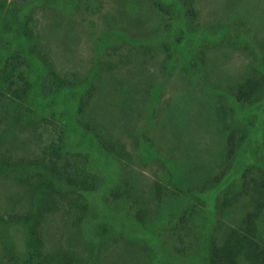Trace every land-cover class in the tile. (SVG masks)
<instances>
[{"label": "rangeland", "instance_id": "1", "mask_svg": "<svg viewBox=\"0 0 264 264\" xmlns=\"http://www.w3.org/2000/svg\"><path fill=\"white\" fill-rule=\"evenodd\" d=\"M43 1L35 5L39 7ZM53 1L46 15L38 8V28L50 41L61 73L84 74L97 69L101 62L105 73L94 116L110 123L111 132L126 146L132 156L131 178L136 183L150 189L166 176V163L173 165L178 160L180 171L191 176L196 169L199 175L207 163L221 158L224 139L205 121L217 116L215 102L219 101L227 113L228 124L239 127L248 123L250 127L264 122V97L245 106L234 96L239 83L253 71L252 59L259 64V48L264 44V0H193L195 12L191 16L188 10L192 9L185 0H172L176 4L165 17L154 12L147 0ZM56 14L63 18L57 21ZM50 23L58 27L57 32L56 28L48 30ZM223 38L226 42L218 45ZM159 43L161 47L156 46ZM248 46L250 49H244ZM75 97L72 90L61 93L58 110L65 104L76 105ZM209 127L211 132L206 135ZM77 130L67 140L58 164H65L71 153L81 152L90 157L89 170L110 178L101 190L86 196L117 242L98 249L99 223L95 221L85 223L79 242L65 230L58 212L46 213L45 227L56 244L68 247L72 238L74 250L90 246V253L85 254L91 258L87 264H209L201 250L202 241L196 237L198 227L209 215L206 219L196 217L188 231L180 230L177 221L189 206L181 198L163 204L156 217L143 226L132 205L122 204V198L111 195L122 179L123 161L108 151L98 155L87 150L88 140L81 138L101 145L105 130L100 125L93 130L81 125ZM49 131L44 124L39 129L44 145L52 138ZM25 136L1 138L0 134V163L29 167V161L40 151L26 145ZM244 146L235 175L250 162L264 167L261 141L250 137ZM33 191L2 177L0 212L8 219L22 217L31 211ZM2 252L0 244V260Z\"/></svg>", "mask_w": 264, "mask_h": 264}, {"label": "trees", "instance_id": "2", "mask_svg": "<svg viewBox=\"0 0 264 264\" xmlns=\"http://www.w3.org/2000/svg\"><path fill=\"white\" fill-rule=\"evenodd\" d=\"M38 1L0 0L1 138L17 139L19 134H25L26 145H34L40 151L24 169L0 163V179L7 177L30 186L35 194L31 211L27 210L22 217L8 219L0 212L3 251L0 264L90 262L91 258L85 255L90 253V246L74 250L72 238L67 241L68 247L56 244L45 227V214L51 212L59 213L65 222V230L79 242L85 223L90 221L99 223L97 234L101 244L98 249L108 248L110 243L117 242L116 238L109 236L108 224L100 221V214L91 207L86 196L101 190L110 178L89 170L90 157L81 152L71 153V158L61 166L57 161L63 157L67 140L81 125L89 130L100 125L105 130L101 145L87 137L81 138L90 141L89 144L85 141L87 150H94L98 155L108 151L123 161L122 179L112 188L111 195L122 198V204L132 205L140 224L144 226L156 217L163 204L179 202L183 198L189 206L184 208L177 221L180 230L188 231L186 228L190 222L200 216L206 219L209 215L208 221H202L203 225L198 227L196 234L202 241L201 250L207 254L205 260L209 264H264V167L250 162L241 173L234 174L239 156L250 137L260 140L264 146V122L250 127L248 123L239 127L236 123L228 124L227 113L219 101L215 102L217 116L205 121L212 126L214 133L224 139L221 158L207 163L199 175L196 169L191 176L180 171L178 160L173 165L164 161L166 176L150 189L143 187L131 178L133 170L129 157L132 156L120 138L111 132V124L106 120L100 122L94 116L96 98L102 92L101 77L105 73L101 62L96 64L99 70H92L93 67L84 74L61 73L54 61L50 41L38 28V8L46 15L49 3L54 1L44 0L37 7L35 3ZM147 1L160 17L167 16L176 4L172 0ZM185 2L192 9L188 10L191 16L195 12L194 1ZM72 3L73 0H69V4ZM119 12L126 16L122 10ZM62 18L58 15L57 21ZM159 27L162 33V24ZM48 30L57 32L58 27L50 23ZM56 36L59 37L57 33ZM224 41V38L220 39L218 45ZM208 48L210 50L211 47ZM259 49V64L252 59L253 71L239 83L234 94L236 102L245 106H251L264 97V44ZM70 90L74 91L76 105L65 104L62 110H58V96ZM43 124L50 127L52 136L47 145L38 137ZM211 130L209 127L206 135ZM195 202L198 205H194Z\"/></svg>", "mask_w": 264, "mask_h": 264}]
</instances>
